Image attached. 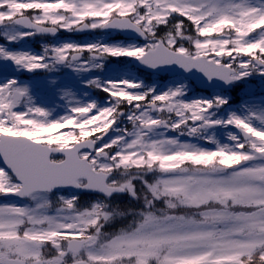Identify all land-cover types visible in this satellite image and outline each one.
<instances>
[{"label": "snow or ice", "instance_id": "snow-or-ice-1", "mask_svg": "<svg viewBox=\"0 0 264 264\" xmlns=\"http://www.w3.org/2000/svg\"><path fill=\"white\" fill-rule=\"evenodd\" d=\"M61 30L133 39L9 47ZM0 39V195L19 198L0 203V264H264V97L95 75L124 57L222 89L264 79V0H0ZM61 69L76 81L42 82L56 115L18 74Z\"/></svg>", "mask_w": 264, "mask_h": 264}, {"label": "rangeland", "instance_id": "rangeland-1", "mask_svg": "<svg viewBox=\"0 0 264 264\" xmlns=\"http://www.w3.org/2000/svg\"><path fill=\"white\" fill-rule=\"evenodd\" d=\"M62 32L59 33L56 36H41L36 35L33 37L26 38L23 41H20L18 43H14L11 48L13 49H23V50H32L34 52H40L42 50L43 44H54V43H61V42H67V41H73L77 43H88L93 42L96 40L103 39L106 42H113V41H128L124 39H118L115 38L112 34H106L103 32H100V30L90 31L85 33L84 35H78L75 36L72 33L61 30ZM0 43H5L2 39H0ZM10 47V46H9ZM7 67V71H11V66H6L4 62H0V69H4ZM137 69L134 67V63L132 62L131 58H111L109 57L106 61V67L104 70H97L95 72L96 76H99L102 79L107 78H120L123 75H129L134 78L142 79L146 84H155L159 88H164L167 86H170L174 81L175 82H182L187 84L188 86V98L191 99L193 97H199L200 96H209L217 92L218 90L208 91L207 93H198L195 92L194 87L191 85V83L184 79L183 77H161L154 74L145 75L144 73L140 71H136ZM19 78L21 80L25 81H32L35 84V91L38 94V97L40 101L48 107H52L55 109L56 115H62L64 112V102L59 98L60 94L52 89L48 88L45 85H43V81L47 80H59L61 82L66 81H76L77 77L70 73L67 69H61L58 72L55 73H48L47 71H44L42 74H33L28 75L25 72H21L18 74ZM91 78V77H88ZM79 91L81 93H87L91 98L97 100L100 103H103L107 99V94L97 90L95 88H86L82 85L79 86ZM225 92V91H224ZM264 92V79H261L258 75L254 77L248 78L245 82L240 83L234 88L229 91L225 92V94L230 95L232 97V105L237 106L238 102L240 104V101H243L248 98H255L257 101L261 97H264L262 93ZM130 128L131 126L128 125ZM229 131H235L234 128L231 126L227 128H217L215 129V135L217 138L226 141L227 133ZM174 134V133H173ZM186 137V136H185ZM188 138V137H187ZM183 139V137H181ZM186 140V139H185ZM200 143L203 145L205 142L200 141ZM211 148V147H208ZM67 194V193H64ZM59 195V194H58ZM80 203L82 206H87L90 202H92L95 199V196L89 194H80ZM5 202H15V201H5L0 195V203ZM114 202H119L122 204H128L129 198H116ZM159 206V205H158ZM130 219V217L128 218ZM127 223V220H117L113 223L111 226H106L105 231H115L118 230L120 227L124 226V224Z\"/></svg>", "mask_w": 264, "mask_h": 264}, {"label": "water", "instance_id": "water-1", "mask_svg": "<svg viewBox=\"0 0 264 264\" xmlns=\"http://www.w3.org/2000/svg\"><path fill=\"white\" fill-rule=\"evenodd\" d=\"M124 35H126V34H124ZM126 36H128V35H126ZM161 73H166V72H161ZM168 73L170 75L176 74V73H171V72H168ZM187 76L192 77L195 80V83L198 86H200V87H204V88H221V86L218 83L217 84H212V83L207 82L206 79L202 78L200 74L187 75ZM0 164L2 165V162H0ZM10 196H13V195H10Z\"/></svg>", "mask_w": 264, "mask_h": 264}, {"label": "bare ground", "instance_id": "bare-ground-1", "mask_svg": "<svg viewBox=\"0 0 264 264\" xmlns=\"http://www.w3.org/2000/svg\"><path fill=\"white\" fill-rule=\"evenodd\" d=\"M242 101H240V103H241ZM206 147H207V145H205Z\"/></svg>", "mask_w": 264, "mask_h": 264}]
</instances>
